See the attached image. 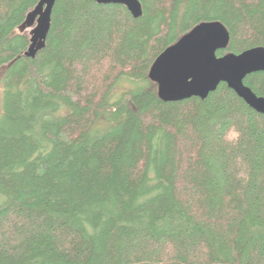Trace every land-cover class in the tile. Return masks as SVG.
Here are the masks:
<instances>
[{"label": "trees", "instance_id": "1", "mask_svg": "<svg viewBox=\"0 0 264 264\" xmlns=\"http://www.w3.org/2000/svg\"><path fill=\"white\" fill-rule=\"evenodd\" d=\"M39 1L0 0V264H264V114L149 77L202 22L219 57L264 47V0H58L31 58ZM245 84L264 97V72Z\"/></svg>", "mask_w": 264, "mask_h": 264}, {"label": "water", "instance_id": "2", "mask_svg": "<svg viewBox=\"0 0 264 264\" xmlns=\"http://www.w3.org/2000/svg\"><path fill=\"white\" fill-rule=\"evenodd\" d=\"M58 0H40L19 27L29 29L30 45L25 52L34 58L42 50L51 29L52 13ZM103 4H122L138 17L143 7L139 0H94ZM230 34L220 21L202 22L163 51L153 63L149 77L158 84L164 101H180L193 96L205 99L221 83H226L253 109L264 114V97L246 86L245 78L264 72V47H255L241 54L228 53Z\"/></svg>", "mask_w": 264, "mask_h": 264}, {"label": "rangeland", "instance_id": "3", "mask_svg": "<svg viewBox=\"0 0 264 264\" xmlns=\"http://www.w3.org/2000/svg\"><path fill=\"white\" fill-rule=\"evenodd\" d=\"M29 30V29H27ZM2 112H3V90H2V87L0 85V117L2 115Z\"/></svg>", "mask_w": 264, "mask_h": 264}, {"label": "clouds", "instance_id": "4", "mask_svg": "<svg viewBox=\"0 0 264 264\" xmlns=\"http://www.w3.org/2000/svg\"><path fill=\"white\" fill-rule=\"evenodd\" d=\"M236 135V133L234 132V131H230L229 132V138H232L233 136H235Z\"/></svg>", "mask_w": 264, "mask_h": 264}]
</instances>
